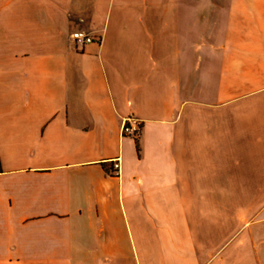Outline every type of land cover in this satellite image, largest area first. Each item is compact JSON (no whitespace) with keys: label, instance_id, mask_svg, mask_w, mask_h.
I'll return each mask as SVG.
<instances>
[{"label":"crops","instance_id":"0c3cea01","mask_svg":"<svg viewBox=\"0 0 264 264\" xmlns=\"http://www.w3.org/2000/svg\"><path fill=\"white\" fill-rule=\"evenodd\" d=\"M0 264H264V0H0Z\"/></svg>","mask_w":264,"mask_h":264},{"label":"built area","instance_id":"2783aa9c","mask_svg":"<svg viewBox=\"0 0 264 264\" xmlns=\"http://www.w3.org/2000/svg\"><path fill=\"white\" fill-rule=\"evenodd\" d=\"M73 39L79 46H84L85 44L91 43L94 41V38L84 32L76 31L73 33ZM141 133V120L134 115H130L124 119L122 124V134L123 136H131L138 138ZM120 168V159L114 161V170L119 171Z\"/></svg>","mask_w":264,"mask_h":264},{"label":"rangeland","instance_id":"374dc122","mask_svg":"<svg viewBox=\"0 0 264 264\" xmlns=\"http://www.w3.org/2000/svg\"><path fill=\"white\" fill-rule=\"evenodd\" d=\"M81 32H83V31H81ZM85 33V32H84Z\"/></svg>","mask_w":264,"mask_h":264}]
</instances>
